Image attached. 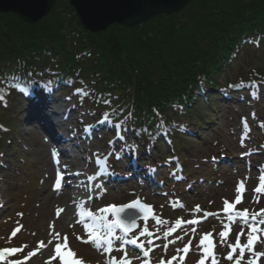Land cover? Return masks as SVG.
<instances>
[{
  "label": "trees",
  "instance_id": "obj_1",
  "mask_svg": "<svg viewBox=\"0 0 264 264\" xmlns=\"http://www.w3.org/2000/svg\"><path fill=\"white\" fill-rule=\"evenodd\" d=\"M251 47L264 49V0H193L178 14L98 34L81 25L67 0H56L36 24L0 14V149L15 131L8 114L16 113L20 98L35 106L37 93L68 89L103 122L96 127L99 137L115 138L113 125H123V139L115 142L118 164L128 165L143 151L178 156L180 143L192 137L182 119L200 129L219 104L264 100V66L220 81ZM179 168L180 180L190 177L183 163Z\"/></svg>",
  "mask_w": 264,
  "mask_h": 264
},
{
  "label": "rangeland",
  "instance_id": "obj_2",
  "mask_svg": "<svg viewBox=\"0 0 264 264\" xmlns=\"http://www.w3.org/2000/svg\"><path fill=\"white\" fill-rule=\"evenodd\" d=\"M262 66H264V49L247 48L241 52L237 62L228 70L227 75L220 77V81L223 83L228 80L233 81L237 76L243 75L249 67ZM35 99V106H33L30 101L20 98L16 113L8 114L9 119L14 120L15 131H10L8 145L0 149V249H23L21 253L10 257L8 264L33 251L37 256L24 264H46L54 254L55 234L59 233L61 237L68 236L70 248L83 261V264H107L109 254L103 253L102 250L97 251L91 244H85L76 239L77 236L87 239L83 226L76 225L77 214L65 229L50 235L46 234L44 237L42 236V239L39 226L40 216L35 207L36 195L43 187V173L39 166L41 161L38 156L39 146L46 147L45 155L50 162H53L55 158L59 160L61 157L53 149V143L49 136L43 133L38 124H29L27 118L31 114L33 117L41 119L48 114L46 118L49 119L52 116L49 112H55L57 107L61 113H65L67 116V121L63 119L64 127L61 126V128L66 129L65 133L69 139L76 135H83L82 130L86 131V135L93 132L92 135L90 133V136H93L92 139L87 136L84 146H81L82 141L74 140L73 149L75 152L70 155L74 158H68L76 165V169H85L92 176L96 173V169L93 168V163L96 160L103 162L110 155L112 165H114L115 159L113 158L120 153L121 148L110 145L111 137L107 139L99 137V139L96 136L97 132L93 131V126L98 122V117L91 116V107L85 102L80 103L78 97L73 95L70 90H61L54 95L37 93ZM250 101V104L232 102L219 104L217 114L213 116L210 124L200 129L193 122L182 119L185 125H189L193 134L189 133L192 137L189 136L190 138H186L180 143L182 150L178 155L179 158L169 151L166 153L165 149H163V153L151 150L145 155L143 151L140 155L133 157L131 166H139L141 172L153 170L157 172L158 176H168L167 179H164L165 187L159 189L160 192H155V189L150 187L143 177L120 184L117 189L106 187L103 180L100 182L102 187L97 188L95 187L97 181L92 183L82 177L80 180L81 192H89L96 188L94 193L102 195V199L98 203L87 201L83 210L90 209L95 213L99 208L108 205L121 206L139 199L145 205L151 206L152 214L156 219L139 221L138 227L131 233V236H140L145 228L153 235L157 249L152 255V264H178L179 262L200 264L201 260L204 261V264H212L213 259H208L205 256V247L200 243L206 234H210V238L217 245L216 258H214L216 264H236V260L241 259L239 251L237 250V253L234 254L232 261H228L226 257L231 253L228 245L235 244L236 238L239 236L235 232L237 228L242 233L239 239L242 244H245L248 227L241 228L237 224L234 226L228 218L222 215L224 200L234 203L238 195L237 184L244 182L246 192L241 203L238 204V209H247L251 214L264 210V193L255 192V188L260 186L259 177L264 175V100H260L258 103H254V99ZM244 138L247 140L244 141ZM128 140L133 147L137 148L132 135ZM76 143L80 147L75 146ZM247 148L260 149V153L241 159V151ZM54 152L57 153L56 156L53 155ZM175 157L180 163H183L184 167H187L185 171L190 172V179L186 183L190 188L188 190L185 189V185L180 190V184L175 183L172 179L175 170L169 168L173 166V161L176 162ZM237 158L240 160L236 161ZM248 161L253 162L251 170L247 168ZM116 169L119 170L117 166ZM58 174V172L51 174L47 190L51 188L55 191L54 180ZM94 193L91 195L94 196ZM157 193H162V195H157ZM178 203L184 204L185 208L176 210ZM196 206H199V212L196 211ZM206 213L211 216L209 219H206L208 216ZM109 219L112 217L109 216ZM190 219L200 220L196 231L192 228L183 229L173 238L176 242L166 241L164 235L177 225L178 220L185 222ZM225 225L231 226L233 229L226 239L219 235L222 231L228 232ZM17 228L20 231L12 236V232ZM261 229L262 231L259 233L261 242L256 245L258 252H264V226H261ZM147 239L146 236L141 240L145 245V250L149 248ZM49 241H53V243L49 244ZM41 242H44L43 246ZM187 242L192 244L190 254L187 259H181V249ZM224 242H226V246H224ZM47 248L50 251L47 253V257L43 258V252ZM116 251L114 250L111 256L120 259L123 253ZM134 252L140 254L139 248H136ZM128 253V258L131 259ZM132 259L136 260L137 264L144 261L142 254ZM250 259L252 256L247 252L241 264H248ZM260 263L264 264V257ZM51 264H58V261H51Z\"/></svg>",
  "mask_w": 264,
  "mask_h": 264
},
{
  "label": "snow or ice",
  "instance_id": "obj_3",
  "mask_svg": "<svg viewBox=\"0 0 264 264\" xmlns=\"http://www.w3.org/2000/svg\"><path fill=\"white\" fill-rule=\"evenodd\" d=\"M15 86V85H14ZM47 90V89H46ZM22 93L25 96H28L30 94V89L28 87H24L21 89ZM81 90L78 89L77 93H80ZM3 98L2 92H0V99ZM105 104H108V101H104ZM107 117H105V120ZM127 119H131V116H129ZM116 128H121L123 125L121 124H115L113 125ZM119 134V133H118ZM123 139V137H121ZM130 151H134L130 149ZM54 156L57 155L56 152L53 153ZM98 155V154H95ZM119 159V157H116ZM97 164H99V161H97ZM108 173V164H107V158L104 160L103 164V172H99L98 175H93L92 177H89V181L92 183H95L100 176L103 174ZM63 177L61 176L55 181V190L61 189ZM259 187L255 188L256 193H264V175H261L259 177ZM95 187L100 188L102 187V184L95 183ZM245 190V185L243 182L239 183L238 188L236 189L237 193H242ZM224 208L223 211L225 213H228V219L230 221H233V216L231 213H235V216L239 218L244 224L248 226L249 232L247 235V243L241 244L239 236L236 238L235 244H229L228 247L231 249V253L227 255L226 259L228 261H232L234 254L237 253V250H239V255L241 259L236 260V264H241V261L244 257L245 251L251 254L253 259H250L248 264H259V260L261 257H264V252H258L255 250V245L260 241L259 233L262 231L260 225H264V210H261L258 213L250 214L247 209L243 211H235V205L241 203V197L240 195L236 196L234 203H229L227 200H224ZM128 209H135L138 210L141 214H146L152 211L151 206L144 205L139 199H137L134 202H129L127 204L117 206V205H108L102 208H99L95 213L92 212L90 209L81 212L79 209L77 210V215L79 216V219L76 221V223L81 224L83 226L84 232L87 236V239H83L80 236H77L76 239L82 243L85 244H91L97 251H101L103 253L109 254V259L107 260V264H132L131 259L128 258V250L123 247L124 244L133 245L137 248L144 249L145 245L143 243H138L139 236L132 237L131 233H133L136 228L138 227V220L135 215L132 213H128L126 210ZM64 209H58L57 210V216L60 215L61 212H63ZM196 211L199 212L200 208L199 206H196ZM206 215H208L206 213ZM109 216L112 217V219H109ZM143 218L145 220L148 219L147 215H144ZM89 222H85V221ZM249 220L255 222V223H249ZM177 225L180 224V221L178 220ZM191 223H196V221H191ZM235 223V221H233ZM225 228H228V225H225ZM117 229L120 230V233L123 235H119L117 233ZM20 229L17 228L12 232V236H15L17 232H19ZM151 235V233L148 232V229L145 228L142 233H140V236L144 235ZM169 233H166L168 235ZM227 231H222L219 235L222 238H226L228 236ZM11 238V237H10ZM9 238V239H10ZM120 242V247L116 248L115 245L117 242ZM44 242H41V245L43 246ZM49 244H52L53 241H49ZM149 243L151 241L149 240ZM201 245L205 247V252L208 256H211L212 250H213V241L210 238V234H206L203 239L200 241ZM120 251L123 253V256L120 259H117L115 256H111V253L114 251ZM23 251L22 248H3L0 249V264H8V260L10 257L16 256L18 253H21ZM54 254L50 257L49 261L46 262V264H51V261H58V264H83V261L80 260L76 253L70 248L69 246V238L67 235L61 237L59 233L55 234V244H54ZM183 251H187V248L183 249ZM36 255V252H29L24 257L23 260H12L11 264H24L26 260ZM143 255L147 257L149 254L145 250L143 252ZM182 259V257H181ZM147 264V262H145ZM200 264H204V261L201 260ZM212 264H216L215 259H213Z\"/></svg>",
  "mask_w": 264,
  "mask_h": 264
},
{
  "label": "water",
  "instance_id": "obj_4",
  "mask_svg": "<svg viewBox=\"0 0 264 264\" xmlns=\"http://www.w3.org/2000/svg\"><path fill=\"white\" fill-rule=\"evenodd\" d=\"M67 1L75 11L81 25L88 32L98 34L107 31L114 25L132 28L159 15L178 14L193 0ZM55 5L56 0H0V14H15L24 23L36 24L48 17ZM147 214L149 215V213Z\"/></svg>",
  "mask_w": 264,
  "mask_h": 264
},
{
  "label": "bare ground",
  "instance_id": "obj_5",
  "mask_svg": "<svg viewBox=\"0 0 264 264\" xmlns=\"http://www.w3.org/2000/svg\"><path fill=\"white\" fill-rule=\"evenodd\" d=\"M36 118L37 117L35 116L32 118V120L34 121ZM63 145L64 147L68 146V144L64 143ZM39 148L38 156L39 160L41 161L39 166H41V171L43 173V187L36 195L35 207L40 216L39 226L41 237H44L46 234L50 235L51 233H56L65 229L66 225L73 220L77 212V208L74 202L75 197L67 189L69 180H67V184H65V187H63L61 190L54 191L51 188L47 190L51 174L56 171H68V173L72 174V165L64 166L63 164L50 162L45 155L46 147L40 145ZM68 150L72 151V148H69ZM78 173H81L80 170H78ZM76 176L77 175L70 176L72 179L71 184L74 183L75 185L74 177ZM58 209H64V211L61 212L59 216L56 214ZM49 251V248L44 250L43 258L47 257V253H49Z\"/></svg>",
  "mask_w": 264,
  "mask_h": 264
}]
</instances>
